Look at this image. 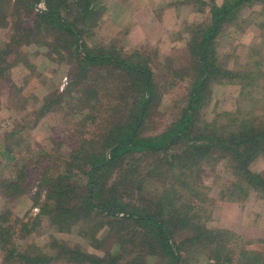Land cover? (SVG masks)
I'll return each instance as SVG.
<instances>
[{
    "label": "trees",
    "instance_id": "1",
    "mask_svg": "<svg viewBox=\"0 0 264 264\" xmlns=\"http://www.w3.org/2000/svg\"><path fill=\"white\" fill-rule=\"evenodd\" d=\"M15 1L16 13H10L6 8L9 0H0L1 27H9L11 16H17L21 8L32 17L15 21L10 40L0 46V85L11 82L9 69L15 63L9 64V56H26L22 41L25 47L29 42L46 44L47 56L66 61L71 76L63 91L55 89L44 97L35 121L64 109V102L69 111L64 112L63 121L85 113L69 136L52 137L55 147L41 148L36 158L27 162L25 157L22 165L14 149L20 146V139H13L20 130L14 128L6 134V144L0 146V196L9 201L26 194L33 183L26 170H40L32 197L37 213L11 218L10 210L0 212L1 264H150V257H162L164 264H189L192 255L200 254L213 264H264V249H255L251 242L246 243L250 248L242 246L238 252L230 248L231 238L239 237L225 229L206 228L194 207L180 202L182 196L174 187L176 180L193 192L183 177L197 178L202 164L214 167L225 160L234 177L228 197L246 200L254 192L264 200V176L252 168L259 158L264 162V107L255 111L260 103L249 97V111H224L221 120L202 116L214 83H239L243 90L262 82L264 88L258 61L234 70L229 67V56L217 53L220 34L225 35L223 26L242 28L238 18L257 3L264 15V0H222L219 4L210 0V5L206 0L181 1L194 13L206 12L207 19L186 24L184 29L191 65L173 72L176 80L189 78L178 118L158 134L146 136L143 130L158 104L151 68L134 55L122 57L115 48L106 50L88 43L92 29L110 12L102 1ZM41 1L45 8L36 11ZM261 25L264 29V22ZM17 62L32 69L27 57ZM103 73L110 81L124 78L117 97L122 102L104 101V88L99 84ZM21 89L14 87L13 92ZM63 144L69 147L68 153L60 152ZM4 156L13 163L12 178L3 175ZM145 158L155 159L146 171L141 169ZM164 166L167 173L161 179L169 182L162 194L150 191L145 196L142 190L147 180ZM42 218L59 233L75 230L82 242L53 235L44 245L30 241L28 236ZM17 236L26 239L23 251ZM257 242L264 246V238Z\"/></svg>",
    "mask_w": 264,
    "mask_h": 264
},
{
    "label": "rangeland",
    "instance_id": "2",
    "mask_svg": "<svg viewBox=\"0 0 264 264\" xmlns=\"http://www.w3.org/2000/svg\"><path fill=\"white\" fill-rule=\"evenodd\" d=\"M101 1L103 5L106 4V0ZM206 1L210 5V0ZM215 1L220 3L222 0ZM167 2V0H152V3L162 5ZM173 2H170L174 4L170 12L175 17L179 16L181 23L166 33V40L154 43L156 38L151 31L146 33L151 36V41H154L152 42L153 44L146 41V39L145 41L137 40L139 34L135 32L136 24L134 22H125V19L122 18L123 15H119V13H115L118 21L120 20L119 23H111V18H105L104 16L105 19L92 29L88 39L89 46H99L106 50L110 47L115 48L122 57L134 55V59L147 63L151 68L157 87L156 99L158 104L150 117V121H148V125L143 130L144 136L158 134L178 118L188 89L189 78H186L187 80H176L173 72L188 69L191 65V56L186 46L187 34H184V29L188 25L190 26V17L196 14H193L194 12L189 5H181L182 2L180 0ZM16 4L17 1L9 0L6 8L9 9L10 13H16ZM208 7L210 6H205L206 9ZM44 8L45 5L42 1L35 6L36 11ZM155 9L159 13L162 11L159 6ZM261 12V4L258 3L250 8H245L242 15L238 18L243 26L242 28L225 24L221 29L225 37H221L222 34H220L221 40L219 39L220 44L217 53L221 57L228 55L229 67L234 70H243L248 67V63L251 64L254 61H258L264 73V29L261 25L264 22V15H261ZM27 14L29 13H27L25 8L18 9L17 16H11L9 27L0 26V46H4V43L10 40V36L13 33L12 24L27 17ZM199 16L204 19L207 17V13H201ZM155 17L159 18V15H155ZM26 24L32 25L28 20ZM21 43L24 48L23 53L26 56L24 54L9 56V64L15 63L9 69L11 82L2 81L0 85V146L6 144L5 137L7 133L14 128L20 130L19 134L13 137V139H20V146L14 147L20 161L19 165L26 162L24 160L25 157H27V162L36 158L37 151L41 148L51 149L55 147L52 137L61 139L64 135L69 136V131L76 126V120L81 119L79 117H82L85 113L81 114L80 112L77 116H72L69 121H63L64 112L67 113L69 111L66 106L67 103L64 102V109L50 112L35 121V114L40 108L44 97L55 89L63 91L67 86L71 76L69 73L70 68L66 61L57 62L51 60L47 56L48 47L46 44L29 42L25 47V42L23 43L22 41ZM26 57L28 63L32 65L31 70L27 69L24 64L17 62L18 59L22 60ZM123 82L124 78L119 81L116 77L110 81L104 73L99 76V84L104 88L105 102L109 98H112V101L122 102V100H117V97L118 93H120L119 87L123 89ZM261 84L262 82H259L255 88L245 87L242 90L239 83L228 85L214 83L210 91V101L203 109L204 113H202V116L204 120L210 121L213 118L221 120L222 117L220 116L223 115L224 111L251 110L252 106L249 97H253V100L257 98V103H260V105L254 106L255 111L262 109L264 107V88ZM20 86H22L21 91L13 92L14 87ZM240 91L244 93L240 94ZM55 128H61L63 131H54L53 129ZM69 150L66 144L61 145L60 152L68 153ZM5 159L4 156L2 158V165H4L3 175L5 178H12L13 163L7 162ZM154 160L145 158L141 169L146 171L149 164ZM252 168L264 176V162L261 158L254 162ZM39 170L38 168L26 170L30 181L33 182L29 192L9 201L5 200L2 195L0 196V212L6 209L10 210L13 213L11 218H22L28 212L31 215L37 213L38 208L33 207L32 197L36 192L35 185L39 177ZM160 171L164 173L160 174ZM198 172L197 178L195 175L183 177L185 182L194 188L193 192L187 190L183 184L175 180L177 184L174 187L182 196L180 202L186 201V203L194 207V211L200 216L201 223H204L206 228L225 229L237 235L239 238H231L228 244L230 248L236 249V252L242 246L250 248L248 244L246 245L249 242L252 245L254 244L255 249L263 250V244H259L257 240L264 238V200L257 197L254 192H250L249 198L246 200H231V196L228 197L234 177L225 160L219 161L214 167L204 163L200 166ZM157 173H154L155 177L147 180L145 188L142 190L144 195L145 193L149 195V192L152 191L154 195L160 196L162 189L167 186L169 180L164 181L161 179L167 173L165 166ZM156 179H159V181ZM155 187H157L156 191L154 190L156 189ZM223 194L225 197H222ZM39 195L43 198L44 191L40 190ZM16 228L20 229L21 224L18 223ZM52 235L72 243L82 242L75 230L70 233H59L53 226L48 224L46 218L39 220V224L33 230L31 236H28V239L38 245H44ZM17 241L21 246V251H23L26 239L18 237ZM102 254L103 252H100V255ZM200 255H192L189 264H213V262L205 259V255ZM149 259L150 264H164L165 261L162 257H150Z\"/></svg>",
    "mask_w": 264,
    "mask_h": 264
},
{
    "label": "crops",
    "instance_id": "3",
    "mask_svg": "<svg viewBox=\"0 0 264 264\" xmlns=\"http://www.w3.org/2000/svg\"><path fill=\"white\" fill-rule=\"evenodd\" d=\"M167 1L168 2L165 5H162L159 3H152V0H106V4L104 6L110 12L105 15V18L110 17L112 21L111 23H119L120 20L118 21V17L115 14L119 13V15H123L122 18L125 19V22H134L136 24L135 32L139 34V37L137 36V40L145 41L146 39V41L153 44L152 42L154 41H151V36L146 33L147 31H151L153 36L156 38V42L154 43H158L161 42V40H166V33L170 32L177 24L180 25L181 23L179 20L181 18L179 16L175 17L173 13L170 12L172 5H174L170 2L176 0ZM157 6L162 8V11H160L161 13L155 9ZM193 14L196 15H192L191 17L189 16L191 23L201 21L203 19L202 16H199L201 13ZM155 15H159V18H156ZM105 18L103 17V19Z\"/></svg>",
    "mask_w": 264,
    "mask_h": 264
},
{
    "label": "water",
    "instance_id": "4",
    "mask_svg": "<svg viewBox=\"0 0 264 264\" xmlns=\"http://www.w3.org/2000/svg\"><path fill=\"white\" fill-rule=\"evenodd\" d=\"M110 150H111V149H110ZM110 150H109V151H110ZM108 153H109V152H108Z\"/></svg>",
    "mask_w": 264,
    "mask_h": 264
}]
</instances>
